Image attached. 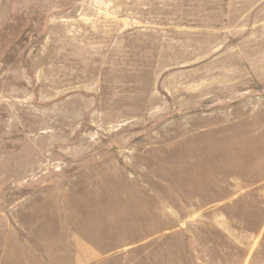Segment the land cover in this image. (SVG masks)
<instances>
[{"label":"rangeland","instance_id":"1","mask_svg":"<svg viewBox=\"0 0 264 264\" xmlns=\"http://www.w3.org/2000/svg\"><path fill=\"white\" fill-rule=\"evenodd\" d=\"M48 192L115 264H264V0H0V217Z\"/></svg>","mask_w":264,"mask_h":264},{"label":"crops","instance_id":"2","mask_svg":"<svg viewBox=\"0 0 264 264\" xmlns=\"http://www.w3.org/2000/svg\"><path fill=\"white\" fill-rule=\"evenodd\" d=\"M99 213L109 208L70 204L49 192L29 200L14 222L0 217V264H115L126 241L119 244L117 229L99 221Z\"/></svg>","mask_w":264,"mask_h":264}]
</instances>
